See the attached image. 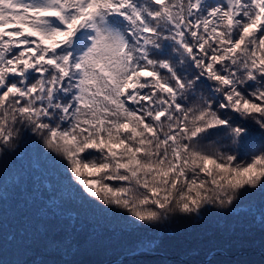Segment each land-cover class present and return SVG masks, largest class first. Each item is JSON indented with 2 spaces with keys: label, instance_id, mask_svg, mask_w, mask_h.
<instances>
[{
  "label": "snow or ice",
  "instance_id": "snow-or-ice-1",
  "mask_svg": "<svg viewBox=\"0 0 264 264\" xmlns=\"http://www.w3.org/2000/svg\"><path fill=\"white\" fill-rule=\"evenodd\" d=\"M29 143L56 177L43 216L79 203L158 233L215 208L264 231V0H0V206L43 199L12 163ZM235 235L192 254L222 264Z\"/></svg>",
  "mask_w": 264,
  "mask_h": 264
},
{
  "label": "trees",
  "instance_id": "trees-1",
  "mask_svg": "<svg viewBox=\"0 0 264 264\" xmlns=\"http://www.w3.org/2000/svg\"><path fill=\"white\" fill-rule=\"evenodd\" d=\"M36 162L33 143L27 144L12 161L20 173L29 177V190L32 178H39L38 186L44 195L42 200L26 204L20 190L5 191L0 206V264H203L204 253L192 254L191 250L202 246L201 242L210 235L227 236L232 230L238 243L216 259L222 264H264V231L259 224L250 218L224 215L215 208L198 222L181 219L162 226L158 233L133 232L122 218L79 203L63 206L54 218L43 216L41 210L48 199L46 184L55 185L56 177L42 161L40 168H35ZM252 199L258 204L260 197ZM31 217L33 224L28 225ZM41 229L47 230L45 238L38 233ZM66 234L75 237V251L69 248L61 254L46 247L48 238ZM157 234L167 238L162 252H130L141 238Z\"/></svg>",
  "mask_w": 264,
  "mask_h": 264
}]
</instances>
